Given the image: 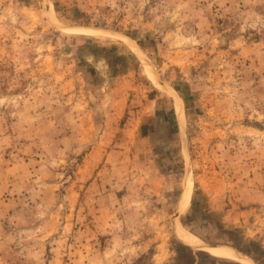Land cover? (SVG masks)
Masks as SVG:
<instances>
[{"label":"rangeland","instance_id":"374dc122","mask_svg":"<svg viewBox=\"0 0 264 264\" xmlns=\"http://www.w3.org/2000/svg\"><path fill=\"white\" fill-rule=\"evenodd\" d=\"M227 231L264 250V0H0V264H257Z\"/></svg>","mask_w":264,"mask_h":264},{"label":"trees","instance_id":"16d2710c","mask_svg":"<svg viewBox=\"0 0 264 264\" xmlns=\"http://www.w3.org/2000/svg\"><path fill=\"white\" fill-rule=\"evenodd\" d=\"M229 241L240 252L252 257L257 264H264V250L254 243L245 244L237 231H227ZM185 243V242H184ZM188 245L187 243H185ZM177 241L174 252L176 254L173 264H241L234 261H226V259L214 257L205 251H195L189 246ZM136 264H142V260Z\"/></svg>","mask_w":264,"mask_h":264},{"label":"bare ground","instance_id":"6f19581e","mask_svg":"<svg viewBox=\"0 0 264 264\" xmlns=\"http://www.w3.org/2000/svg\"><path fill=\"white\" fill-rule=\"evenodd\" d=\"M181 110V109H180ZM191 179L188 178L185 182V186H184V196H183V200L182 203L180 205V210H183L187 207V204L189 203V199L191 196V187H192V182L190 181ZM181 230V229H180ZM181 238L184 240L185 243H187L188 245H191L192 247L195 245H197V239L195 237H193V235H190L188 233H183L181 234ZM234 250V249H233ZM232 249H227V248H222L219 246H215V247H209L206 249V251L211 254L214 257H218V258H225V259H230V260H234V261H239L242 264H250L249 262H247L246 260H243L241 258L240 255L237 254L236 251H233Z\"/></svg>","mask_w":264,"mask_h":264},{"label":"crops","instance_id":"0c3cea01","mask_svg":"<svg viewBox=\"0 0 264 264\" xmlns=\"http://www.w3.org/2000/svg\"><path fill=\"white\" fill-rule=\"evenodd\" d=\"M168 98H170V97H168ZM167 97H166V99H168ZM168 101L171 103V102H173V100L170 98V99H168ZM159 104H160V101H159ZM172 104H174V103H172Z\"/></svg>","mask_w":264,"mask_h":264},{"label":"water","instance_id":"95a60500","mask_svg":"<svg viewBox=\"0 0 264 264\" xmlns=\"http://www.w3.org/2000/svg\"><path fill=\"white\" fill-rule=\"evenodd\" d=\"M212 247H215V246H212Z\"/></svg>","mask_w":264,"mask_h":264}]
</instances>
